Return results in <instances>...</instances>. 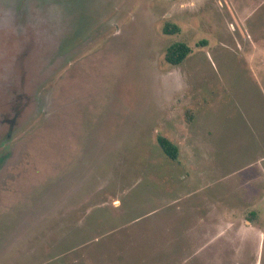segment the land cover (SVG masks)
I'll return each mask as SVG.
<instances>
[{"label":"rangeland","instance_id":"obj_1","mask_svg":"<svg viewBox=\"0 0 264 264\" xmlns=\"http://www.w3.org/2000/svg\"><path fill=\"white\" fill-rule=\"evenodd\" d=\"M0 264H264V0H0Z\"/></svg>","mask_w":264,"mask_h":264},{"label":"trees","instance_id":"obj_2","mask_svg":"<svg viewBox=\"0 0 264 264\" xmlns=\"http://www.w3.org/2000/svg\"><path fill=\"white\" fill-rule=\"evenodd\" d=\"M166 33H175L180 30L179 26H171L169 23L164 28ZM191 47L185 42H176L170 45L166 52V60L174 65L182 63L185 58L191 53ZM158 143L164 153L172 160L178 159L179 147L168 136L159 135Z\"/></svg>","mask_w":264,"mask_h":264}]
</instances>
